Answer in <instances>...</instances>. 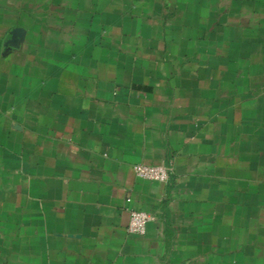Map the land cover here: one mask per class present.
Listing matches in <instances>:
<instances>
[{"label": "crops", "instance_id": "crops-1", "mask_svg": "<svg viewBox=\"0 0 264 264\" xmlns=\"http://www.w3.org/2000/svg\"><path fill=\"white\" fill-rule=\"evenodd\" d=\"M0 264H264V0H0Z\"/></svg>", "mask_w": 264, "mask_h": 264}, {"label": "built area", "instance_id": "built-area-1", "mask_svg": "<svg viewBox=\"0 0 264 264\" xmlns=\"http://www.w3.org/2000/svg\"><path fill=\"white\" fill-rule=\"evenodd\" d=\"M132 170L134 175L139 178L166 182L173 172V164L171 160L155 165L137 163L132 166ZM127 200L129 201V198ZM153 219L154 215L149 211L131 208L129 209L127 230L132 234L143 235L147 224Z\"/></svg>", "mask_w": 264, "mask_h": 264}]
</instances>
